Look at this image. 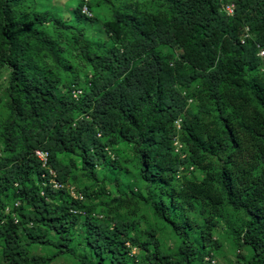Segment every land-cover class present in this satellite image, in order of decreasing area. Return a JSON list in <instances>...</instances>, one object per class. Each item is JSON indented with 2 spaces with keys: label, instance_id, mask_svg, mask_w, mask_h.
Masks as SVG:
<instances>
[{
  "label": "trees",
  "instance_id": "16d2710c",
  "mask_svg": "<svg viewBox=\"0 0 264 264\" xmlns=\"http://www.w3.org/2000/svg\"><path fill=\"white\" fill-rule=\"evenodd\" d=\"M22 1L2 0L0 7V27L7 39L0 61L11 67L10 99L19 129L16 135L5 130V149L20 148L0 159V195L12 187L28 204L30 211L18 212L23 222L31 223L28 238L68 251L69 227L85 209L69 195L53 205L62 190L43 185L47 172L34 152L46 151L55 179L66 183L72 177L70 167L57 154H78L93 177V166L107 157L102 138L119 137L133 145L141 178L157 189L153 212L174 226L185 258L170 261L151 240L153 232L139 245L128 234L130 222L110 227L85 219L84 244L98 261L125 264L133 246L142 247L150 264H191L197 249L182 232L185 226L192 228L185 208L203 203L214 209L225 202L247 219L239 239L252 254L244 264H264V60L257 55L264 49V0H229L230 15L222 10L225 0H167L166 11L154 13L124 4L114 14L117 32L110 31L117 36L115 46L98 51L73 35L92 71L87 91L77 100L55 94L51 77L13 40L12 33L28 29L14 21L13 8ZM29 34L40 40L38 33ZM41 41L56 54L54 43L44 37ZM165 45L178 54L164 55ZM184 91L197 102L196 112L186 109ZM177 119L188 158L204 172L200 181H188L181 190L174 187L185 160L172 150ZM203 154H221L219 170ZM34 176L36 186L31 184ZM4 217L0 211V222ZM37 224L55 232L56 243L44 241L34 228ZM16 227L13 220L0 224L5 260L41 264L22 255Z\"/></svg>",
  "mask_w": 264,
  "mask_h": 264
},
{
  "label": "rangeland",
  "instance_id": "374dc122",
  "mask_svg": "<svg viewBox=\"0 0 264 264\" xmlns=\"http://www.w3.org/2000/svg\"><path fill=\"white\" fill-rule=\"evenodd\" d=\"M84 3L90 12V19L79 12ZM126 3L151 13L167 9V0H23L14 6L13 16L14 21L27 25L28 29L26 32L17 30L12 33V38L31 58L32 64L51 77L50 85L55 94L72 96V89H77L81 91L75 97L77 100L87 91L92 71L89 64L80 56L78 43L73 35L79 34L91 49L98 51L115 46L117 36L110 32L112 28L117 32L113 25L114 14L115 11L124 8L123 5ZM230 5L229 0H225L222 3V10L227 12ZM4 33L5 30L0 27V59L7 51ZM29 33H38L37 37L40 40ZM41 37L54 43L55 55L42 43ZM162 52L164 55L178 54L177 49L169 45L162 46ZM261 59L264 60V57ZM10 74L11 67L0 61V159L9 157L13 151H20L18 146L13 151L5 149V130L9 129L15 135L19 133V129L16 128L18 119L14 114L15 107L10 99ZM182 94L187 97L186 109L196 112L197 102L189 98L190 91H184ZM179 124L180 120L177 119L172 150L185 160L174 181L177 190L183 189L188 181H200L204 177V172L191 163L179 139ZM102 141L107 145L105 148L107 157L93 166V177L87 174L78 154H57V159L70 167L72 177L68 182L62 183L64 187L58 189L62 192L56 194L53 205H58L62 198H68L69 195L81 202L85 208L78 214L77 221L69 227L71 240L68 243V251L59 252L52 244L32 242L26 235L31 223L23 222L18 215V212H28L31 209L28 204L22 202L19 192H15L12 187L2 192L0 211H4L5 206L19 203V209L17 211L14 209L13 214L18 219L16 232L22 255L27 259H40L41 264H109L108 259L98 261L97 256L84 244L86 230L84 222L85 219H90L110 227L117 222L132 223L128 228V234L139 245L150 236V232H153L154 237L150 239L156 241L159 250L170 261L176 263L183 260L185 251L181 247V237L170 222L153 212L151 203L158 199L157 189L141 178L133 145L119 137H113L112 140L104 137ZM200 157L219 170L222 163L221 154H203ZM44 178L49 182L46 175ZM38 182V178L34 176L31 184L36 186ZM184 215L190 219L192 228L185 226L182 232L190 245L197 249V255L191 264H244L250 259L252 254L250 247L241 244L239 239L245 231L244 225L247 220L242 211L233 209L225 202L214 209L203 203H194L192 207L185 208ZM10 221H12L10 216L5 215L0 224ZM34 228L44 241L56 243L58 235L51 229L40 224ZM203 232H207L209 237L203 236ZM4 247L3 242H0V264H9L3 257ZM125 264L150 263L142 247L131 246Z\"/></svg>",
  "mask_w": 264,
  "mask_h": 264
},
{
  "label": "built area",
  "instance_id": "2783aa9c",
  "mask_svg": "<svg viewBox=\"0 0 264 264\" xmlns=\"http://www.w3.org/2000/svg\"><path fill=\"white\" fill-rule=\"evenodd\" d=\"M229 7H230V9H228L227 13L230 15V14H232V5H230ZM81 13L88 16V17L90 16V12H89L85 3L81 7ZM257 55L261 58L264 57V49H259ZM71 92H72V97L74 99L77 96V94L81 93V91H79L77 89H72ZM34 154H35V157L39 160L42 169H44L47 172L46 176L49 178V182H43V185H45V183H46L48 186H50L54 190H58V189L63 188L64 185L55 179V173L49 167L48 159H47L48 158L47 152L43 151V150H36L34 152ZM43 177H44V174H43ZM70 190L72 193V188ZM18 206H19V203L16 202V203H14V206H5L4 207V214L10 215V218L13 220L14 223H17L18 219H17L16 215L13 214V210H14V208H17ZM72 212L75 213V211H72Z\"/></svg>",
  "mask_w": 264,
  "mask_h": 264
}]
</instances>
